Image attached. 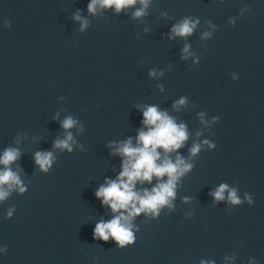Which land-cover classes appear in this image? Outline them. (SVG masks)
<instances>
[{
  "label": "water",
  "instance_id": "1",
  "mask_svg": "<svg viewBox=\"0 0 264 264\" xmlns=\"http://www.w3.org/2000/svg\"><path fill=\"white\" fill-rule=\"evenodd\" d=\"M90 2L0 0V156L20 149L12 169L27 188L0 202V264H264V0H152L139 19L135 8L90 14ZM77 11L89 21L83 32ZM189 17L200 21L193 34L172 38ZM148 106L186 125L182 157L204 140L216 148L191 159L174 209L135 217L136 242L121 249L94 239L96 224L115 215L95 193L122 171L109 145L135 146ZM69 116L78 121L72 152L54 148ZM37 151L55 155L47 173ZM221 184L244 202H216Z\"/></svg>",
  "mask_w": 264,
  "mask_h": 264
},
{
  "label": "clouds",
  "instance_id": "2",
  "mask_svg": "<svg viewBox=\"0 0 264 264\" xmlns=\"http://www.w3.org/2000/svg\"><path fill=\"white\" fill-rule=\"evenodd\" d=\"M151 3L152 0H91L88 4V12L95 15L98 8L101 10L114 8L115 12L119 14L125 9L135 8L132 17L139 19L148 15L147 9ZM137 5L140 7H136ZM162 14L167 15V13ZM73 19L80 21L82 32L88 28L89 21L84 19L79 11ZM199 23L198 19L194 20L191 17L183 19L172 27V38L191 36ZM232 23H235L234 19ZM5 24L7 27H11L9 21H5ZM210 27L214 28L215 26L210 24ZM211 36L212 33L206 31L202 38L210 39ZM183 53V58L188 59L192 55L190 46H185ZM156 74L155 71L150 72L153 77ZM186 104L187 97H182L175 103L174 107L179 110L181 106ZM199 115L200 122L207 126V122L204 120L205 114L201 112ZM143 117V124L147 131L143 129L139 131L135 146L132 138L109 145L114 149L113 155H119L123 158L122 171L115 180H107L95 193L96 197L101 199L105 206L110 207L115 215L110 221L101 220L96 224L93 232L94 239L104 242H108L110 239L115 240L121 249L136 242L133 231L135 217L144 213L155 219L160 217L163 208L166 207L169 211L174 209L173 201L176 197L177 183L192 171L194 164L191 159L201 152L203 146L216 148V144L209 140H204L202 144L194 143L189 149L190 156L186 159L178 154V150L184 147L185 142L189 139L185 124H177L173 117L166 111H160L156 106L146 107L143 111ZM217 120H220L219 116L213 117V122ZM77 125L78 121L71 116L62 121L61 126L65 129V137L54 141L55 149L73 151V145L76 141L70 130ZM197 135L199 136L201 133H197ZM159 149H163V155ZM174 152L177 153L175 161L170 156ZM21 155L20 149L8 147L0 156V165L4 166L0 169V202L5 201L13 191H18L21 194L27 191L20 173L12 169V165L20 159ZM34 160L40 170L47 173L55 161V155L52 151H37ZM165 177H167L166 180ZM154 178L157 182L151 190L147 188L137 190V183L141 185L145 182L151 184ZM226 192L228 193L227 197L225 196ZM211 195L214 196L216 202L225 199L232 205H241L244 202L238 196L237 190L229 189L227 184H221ZM187 199L185 198L186 202ZM245 200L249 205L253 204V196L248 193H245ZM14 211L15 206L9 208L6 219L11 218ZM3 251L6 252L7 248ZM201 264H207V262L201 261Z\"/></svg>",
  "mask_w": 264,
  "mask_h": 264
}]
</instances>
